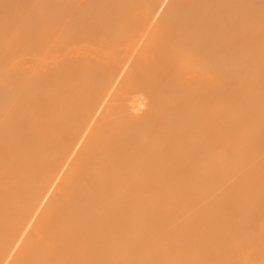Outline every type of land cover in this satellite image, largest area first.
<instances>
[{"label":"bare ground","instance_id":"1","mask_svg":"<svg viewBox=\"0 0 264 264\" xmlns=\"http://www.w3.org/2000/svg\"><path fill=\"white\" fill-rule=\"evenodd\" d=\"M9 12L0 264H248L264 0H0Z\"/></svg>","mask_w":264,"mask_h":264},{"label":"rangeland","instance_id":"2","mask_svg":"<svg viewBox=\"0 0 264 264\" xmlns=\"http://www.w3.org/2000/svg\"><path fill=\"white\" fill-rule=\"evenodd\" d=\"M54 4V3H53ZM9 13H11V12H9ZM18 15H16V13L15 12H12L11 14H8V13H6V14H4V13H2V14H0V19H1V22H0V35H2V33L7 29L6 28V26H8L9 28H10V30H16V29H18V27H19V17H17ZM7 32V31H6ZM252 195V194H251ZM250 196V195H249ZM253 211H255V210H253ZM264 213V212H263ZM256 227L261 231V232H263L264 233V217L261 219V221L259 222V224H258V226L256 225ZM259 231V232H260ZM236 238H238V237H236ZM247 239L248 240H254V245H255V249H258L259 251L256 253H253V247L254 246H252V241L251 242H248V243H246V245H247V247L248 248H246L244 245V243H242L241 245L242 246H240V248L239 249H241V247H242V250H244V252H246V254H248V252L247 251H245L246 249H249V250H251V248H252V252L250 253V255L252 256V258L250 259V260H248L249 262H248V264H264V238L263 239H256V238H252V237H247ZM236 240V239H235ZM240 238L238 239V242L239 243H241L240 241ZM235 242H237V241H235ZM239 243H236L237 245H240ZM249 243H251V245H250V248H249ZM235 244V245H236ZM244 244V245H243ZM182 246L184 245V244H181ZM234 245V243H233V246L237 249L238 247H236ZM245 248H244V247ZM252 246V247H251ZM244 248V249H243ZM239 249H237L238 251H239ZM255 249H254V251H255ZM248 250V251H249ZM255 254V256H253ZM249 255V256H250ZM247 255H245V260L247 259V257H246ZM169 258H170V254H169V252H167V254L165 255V257H164V259H165V261H167V260H169ZM202 258V255H200V256H197V259H201ZM244 258V257H243ZM243 258H240V262H242L243 261ZM250 258V257H249ZM241 259H242V261H241ZM235 260L236 259H234V264L236 263V264H238V261H239V259H238V261H236L235 262ZM240 262H239V264H240ZM244 263H246V261H243ZM242 262V263H243ZM241 263V264H242Z\"/></svg>","mask_w":264,"mask_h":264}]
</instances>
